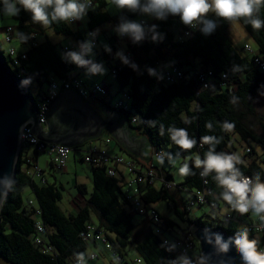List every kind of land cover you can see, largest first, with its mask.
I'll use <instances>...</instances> for the list:
<instances>
[{"label": "trees", "instance_id": "1", "mask_svg": "<svg viewBox=\"0 0 264 264\" xmlns=\"http://www.w3.org/2000/svg\"><path fill=\"white\" fill-rule=\"evenodd\" d=\"M96 1L94 8H83L79 12L87 14L89 30L107 23L119 25L122 22L137 20L146 14L150 5V0H141L118 16L108 10L110 3L116 0ZM10 2L17 3V12L13 14V18L17 22L15 27L19 41L29 45L33 33L44 37L37 46L29 45L27 60L12 69L14 73L30 90L31 84L39 88L45 87L50 83L52 76L65 78L75 67L67 55L68 51L63 49L62 44L53 42L47 36L45 22L33 20L30 9H26L17 1L9 0ZM79 5H82L80 0ZM54 7L53 4L43 8L49 26L58 34L72 35L83 41L80 34L71 27L69 18L53 17ZM6 10L4 0H0V18H3ZM194 20L197 22V29L194 36L186 42H181L178 38L187 24L183 19L154 22L133 49L132 61L120 62L113 67L119 68L115 76L120 87H127L131 92V109H134L143 121L148 120L147 124L135 127L143 131L154 147H168V161L189 157L199 150L202 161L206 160L210 152L229 155L233 157L234 168L240 176L249 174L258 183H263L264 167L259 161L262 157L257 155L256 146L264 149V135L259 136L249 128L244 121L246 112L239 110L237 105L241 104L253 111L251 95L264 87V71L253 65L248 54L244 55L238 51L232 38L231 24L232 21L240 22L256 41L259 54L264 57V0L258 7H254L248 17L227 18L208 11ZM253 20L261 22L259 28L253 27ZM208 24L212 25L211 28H208ZM139 52H143L146 58L142 59ZM194 58L199 61L202 70H213L217 78H220L221 73H226L228 86L200 89L198 97L193 99ZM168 59L173 61L171 64L178 63L185 68L184 79L178 84L169 85L164 80L163 70L170 65L166 63ZM123 113L131 123V112ZM178 131H183L187 138L193 141L191 148H184L176 142L174 136ZM231 132L239 134L241 139L252 147V152L245 151L242 157L235 159L231 148ZM200 144L202 147L199 149ZM23 163L21 150L14 181L0 212V256L7 264L77 263L89 249L80 234L94 222L93 209L100 214L98 224L104 228L116 254L126 258L130 252H134L144 260V264H161L162 259L171 253V246L164 243L146 220L136 223L128 216L125 208L130 204L121 189L120 178L110 176L106 167L92 165L93 192L86 198V186L79 185L85 199L78 197L72 201L78 210L67 212L60 206L62 189L56 183L50 182L44 187H33L30 177L22 170ZM203 165L206 167L204 163ZM216 176V171L211 170L209 186L216 194L217 204L234 207L233 200L229 202L224 199L223 193L226 189L219 184ZM168 177L173 180L171 174ZM180 185L189 189L202 188L201 169L196 163H189L188 174ZM27 186L36 195L43 209V219L48 225L49 239L57 250V256L43 252L33 241L34 210L24 199ZM145 199L153 203L165 200L186 224L191 222L189 212L181 210L171 190L163 187L150 188L145 194ZM84 201L86 204L82 205ZM251 210L242 216L241 220L251 221ZM164 217L170 226L183 228L176 221ZM197 225L218 227L230 234L240 235L246 232L239 230L235 223L226 227L215 226L201 217L197 219ZM260 248L264 251V234ZM200 261L201 255L191 256L188 263L199 264Z\"/></svg>", "mask_w": 264, "mask_h": 264}, {"label": "built area", "instance_id": "2", "mask_svg": "<svg viewBox=\"0 0 264 264\" xmlns=\"http://www.w3.org/2000/svg\"><path fill=\"white\" fill-rule=\"evenodd\" d=\"M14 1L18 2V0ZM80 3L85 10H89L96 6L97 1L80 0ZM209 12L214 11L209 10ZM176 18L182 19V13L173 12L170 9L159 11L158 9L151 8L149 5L146 14L138 18L135 22H122L116 29L114 37L115 41L120 42L121 40H126L132 43L133 47L124 52L121 57V62L130 63L132 61L133 49L136 48V45L141 40L142 35L152 27L154 22L162 20L168 21ZM76 19V16H72L69 18V21L70 23H73ZM128 25H136L138 30L126 28ZM196 29L197 22L195 20L187 22L186 27L182 30L178 37L179 40L181 42H186L194 36ZM0 34L3 35L5 42L12 44L17 36V29L12 25L0 26ZM88 36L91 39L93 46L99 45V40L94 29L88 30ZM43 39V36L33 33L30 37L29 45L37 46L43 41ZM243 48L251 57L253 65L264 71V57L255 52L249 43H246ZM63 49L68 51L69 47L63 46ZM27 50L19 51L16 47L11 45L9 47V55H6L3 51L12 69L20 66L23 60H27ZM82 60L85 63L81 64L77 62L75 67L66 74L65 78L59 79L52 76L50 83L38 90V93L35 94L39 107V124L44 133H48L50 131L49 124L46 119V115L50 110V105L58 98L61 91L70 88V85L74 91L84 98L94 99L108 96L109 90L103 83L96 82L91 88H89L85 85V81L82 77L84 73H97L100 71L103 59ZM193 60L195 61V65L193 67L194 72L192 74V81L195 83L192 87L193 99L198 97L200 89L225 88L228 86V75L226 73H221L220 78H217L213 70L204 71L202 70L199 61L195 58ZM112 70L115 73L119 71V68H112ZM184 76L185 68L178 63L170 64L163 70L164 80L169 85L180 83L184 79ZM125 100H127V102ZM115 106L118 109L131 112V123L134 126L147 124V119L143 121L136 111L131 109V92L129 88H124L122 99L119 100ZM32 128L33 122L24 126L21 135V150L24 151L26 148L33 146L38 153H45L49 155L55 171H65L70 164V157L72 152L75 150V147L47 143L34 136ZM112 142V138L110 137H97L95 139H90L87 142L86 149L82 151L83 159L91 165L106 167L107 173L110 176H118L119 169L122 168V178L120 179V183L127 202L130 204L135 213L143 215L150 222L154 232L163 239L164 243L171 246V253L162 259L161 264H189L188 260L191 256L199 257L201 255L199 251V241L191 231V228L198 226L197 219L200 218L193 212L194 207L197 206L208 207L209 211L206 214L213 219L215 226L226 227L229 224L235 223L237 224L239 230L246 231L250 234H259L262 232L264 234V211L257 213L255 208L249 205L248 210L241 213L236 206L235 194H232L230 190L229 194L233 195L235 206L231 207L225 204L220 206L217 204L215 200L216 194L209 186V175L211 170H206V167H204L200 150L198 151V155L202 163L198 167L201 169L203 186L200 189H189L181 185H175L174 180H171L168 177L165 170L156 165V161H167L168 159V153L164 148L155 147L150 159V168H148L147 165V168L143 169L129 154L114 153L111 148ZM201 147L202 144L199 145V149ZM245 151L247 153H251L252 147L247 145ZM23 158L24 164L27 166L25 172L30 177L33 187H44L48 185L49 179L46 171L41 167L39 161L31 158L30 156ZM243 178H247L250 181L249 189L253 188L255 184L258 183L249 174H244L238 177V179ZM159 185L169 190L177 186L179 190L188 194L187 200H185L184 208L189 212L191 222L187 223L185 227L179 229L178 227L170 226L164 215L155 206V203L145 199L146 192L150 188ZM251 196L252 193L249 191L247 193V198L250 200ZM28 204L34 210V243L39 246L43 252L57 256V250L49 239L48 225L43 219V209L38 203L35 194H33V197L28 200ZM222 207L225 208V210H223ZM250 210V217L252 220H241V217L246 215V213ZM80 236L83 241L88 244L89 249L86 255L78 259L77 264H90L95 260H103V264H144V260L141 257L134 260H127L121 255L116 254L113 250V245L106 236L104 228L96 222L90 223L87 229L84 230ZM98 245H102L109 251L113 252L114 258H105V256L94 249ZM260 247L258 250L263 251Z\"/></svg>", "mask_w": 264, "mask_h": 264}, {"label": "water", "instance_id": "3", "mask_svg": "<svg viewBox=\"0 0 264 264\" xmlns=\"http://www.w3.org/2000/svg\"><path fill=\"white\" fill-rule=\"evenodd\" d=\"M46 119L50 128L48 133L40 127L39 107L33 92L14 73L0 45V212L16 175L22 131L30 122H33L32 132L37 138L67 146L95 139L107 129L123 147L150 168L152 150L146 135L131 129L121 113L109 110L96 99L83 100L71 85L62 90L50 105ZM191 231L199 241V264L246 262L235 244L239 235L202 225L191 228ZM262 234L247 235L249 240L256 242L257 249L262 243ZM225 243L228 245L226 250L221 247Z\"/></svg>", "mask_w": 264, "mask_h": 264}, {"label": "rangeland", "instance_id": "4", "mask_svg": "<svg viewBox=\"0 0 264 264\" xmlns=\"http://www.w3.org/2000/svg\"><path fill=\"white\" fill-rule=\"evenodd\" d=\"M67 1V0H66ZM10 3H14L15 8H16V2H10ZM76 3L78 5V0H76ZM22 5V4H21ZM24 6V5H22ZM168 9V8H167ZM167 9H163V10H167ZM69 18V17H68ZM76 21L71 24V27L74 30H79L81 31L84 40L80 41L78 40L75 36H66L63 34H58L56 33L50 26L48 23H45V29H46V34L47 36L56 43H60V44H67V46H69V48L71 49L70 54L74 53V51L79 50V49H87L89 52H93L96 50V48H98L100 46V42L103 43L105 45L104 39L103 37L100 38V42L98 46H93L92 45V41L88 36V29L86 27V21L88 20V16L87 14H78L76 15ZM133 22V21H131ZM130 22V23H131ZM16 20L13 18V14H9L8 10L4 11L3 13V18H0V26H5V25H12L15 26L16 25ZM120 25V24H119ZM119 25L115 24V23H111V24H106V29L109 27H118ZM82 27V28H81ZM103 25L99 26L96 28L97 32H100L103 29ZM231 31H232V38L236 44V47L238 49V51L242 54H247V52L244 50V45L246 43H249L252 48L254 50H258L259 51V47L258 44L256 43V41L252 38V36L247 32V30L242 26V24L238 21H232L231 24ZM0 40H1V45H2V49L3 51L6 53V55H9V47L11 45H13L14 47H16L19 51H24L27 50L29 48L28 44H23L19 41L18 37L16 36L13 43L9 44L7 42L4 41L3 35L0 34ZM123 41L122 43H119L118 48L121 50H123L126 46V40H121ZM139 55L142 57V59H145L146 56L145 54L142 52H139ZM168 56V53H167ZM106 60H104L103 62V66L101 67L100 71H98L97 73H95L94 76L97 77H103L104 74H107L109 76V80L108 82L106 80H104L106 82L107 85H109V88H117L118 90L121 88L120 84L115 76V73L112 70V67L110 66V64L108 62H105ZM114 61V60H112ZM173 61L168 59L167 60V64H171ZM88 74H85V76ZM106 85V86H107ZM41 88L37 87L35 84H31V90L34 94L38 93V90H40ZM115 92V91H114ZM251 99H252V107H253V111H250L248 108H245L244 106H242L241 104L237 105V108L241 111H245L246 112V118H245V123L249 126V128L255 132L257 135L259 136H263L264 135V87H262L257 93L252 94L251 95ZM248 144L246 142L243 141V139H241L240 135L235 133V132H231V148L234 152V158H240L245 154V148ZM257 149V155H260L262 158L259 159V161L261 162L262 166L264 167V149H262L259 146H256ZM41 154H45V153H41ZM46 155V154H45ZM47 156L49 157V155L47 154ZM248 158V156H247ZM199 159V156L197 154H193L189 157L186 158H174L172 159L170 162H166V161H156L159 162L160 165L165 164L168 168V170H171L174 173V184L175 185H180L185 177L188 174L189 171V163H196V160ZM87 168H89L88 164H85ZM187 168V171L184 172L182 171V169ZM84 173V180L85 183H87L89 185V191H92L94 188V182L91 178H87L85 172ZM55 176L58 178H62L64 177L63 172H57L54 175H50L49 178H51V181H55ZM65 184V189L62 190V194H63V198L60 201V206L66 211L68 204L73 205V203H70V201H75L76 199H78V197L80 199H85V196H89L88 192L87 194H85V196H83L81 194V192L78 191V187L75 186L76 181H64L63 182ZM60 185V184H59ZM31 188L29 186H27L24 190V199L27 200L29 198L33 197V193L30 192ZM172 192H178L179 189L178 187H174L171 189ZM184 199L187 200L188 194L187 193H183ZM28 201V200H27ZM155 206L157 207V209H159L161 211V213H163L164 215L170 217L171 219H174L177 224L180 227H185L186 226V222H184L180 216L177 215V213L175 212V210L171 207H169L168 202L165 200H161L157 203H155ZM69 207V206H68ZM130 207V206H128ZM223 210H225V208L222 207ZM130 210V209H129ZM209 209L208 207H194L193 212L198 216L203 218L205 221H210L212 223H215L213 221V219L208 216L206 213H208ZM93 220L96 223H100V214L99 213H95L93 212L92 214ZM144 219L143 215H140L138 213L134 214V220L135 222H141ZM98 250V249H97ZM199 251L201 253L200 250V246H199ZM196 255V254H194ZM197 256V255H196ZM113 255L111 253H109L107 255V259H112ZM127 260H132V259H128V256L126 257ZM0 261H3V258L0 256ZM5 262V261H4ZM73 264H77V263H73Z\"/></svg>", "mask_w": 264, "mask_h": 264}, {"label": "clouds", "instance_id": "5", "mask_svg": "<svg viewBox=\"0 0 264 264\" xmlns=\"http://www.w3.org/2000/svg\"><path fill=\"white\" fill-rule=\"evenodd\" d=\"M18 2L26 9H30L33 13V20L44 21L47 23L46 15L43 10L44 6L54 4L53 17L68 18L76 16L82 11L83 6L77 5L76 0H18ZM120 5L135 6L138 0H116ZM262 0H150V7L153 9L168 8L173 12H181L182 19L185 22H190L202 14L207 13L209 10L216 12L217 15L235 18V17H248L251 16L254 7H258ZM9 14H15L17 9L14 3H9V0H4ZM259 20H253L254 28L260 27ZM208 24V28H211ZM126 28L138 30L136 25H128ZM73 59L78 63H85L81 60L80 56L73 54ZM174 139L184 148H191L193 141L189 140L183 131L176 132ZM202 162L197 159L196 164L199 166ZM203 163L206 170H215L217 173L216 179L219 184L224 186L226 191L223 193L224 199L232 202L233 195L229 194V190L236 197V206L241 213L248 210L251 205L258 213L264 211V183H256L255 186L249 189L250 181L247 178L238 179L240 173L235 170L233 157L223 154L207 155ZM186 172L187 168L182 169ZM251 191L252 196L249 200L247 193ZM217 243H220L219 237ZM239 252L242 254L246 264H264V251L257 249L256 242L249 240L247 233H241L235 240ZM227 244H221L223 249H227Z\"/></svg>", "mask_w": 264, "mask_h": 264}, {"label": "crops", "instance_id": "6", "mask_svg": "<svg viewBox=\"0 0 264 264\" xmlns=\"http://www.w3.org/2000/svg\"><path fill=\"white\" fill-rule=\"evenodd\" d=\"M139 1H141V0H138V2ZM128 7H130V6L129 5H120V4H118L115 1V2H111L110 3L108 10L113 15L121 16L122 12L124 10H126ZM163 9H167V8H163ZM163 9H158V10L160 11V10H163ZM135 21L136 20H134L133 22H135ZM87 23H88V20L86 21V27H87ZM105 25L106 24H103V27L104 28L100 32H97L96 31V28L94 29L95 32H96V34H97V37H98L99 42H100V38L101 37H103L104 42H105V45L100 42V46L98 48H96V50L94 51V53L93 52H89L87 49H83V50L82 49H79V50L74 51V53L70 54L71 49L69 48L67 55H68L69 59L74 64H76L77 61L73 59V54L80 56L81 60L82 59H90V60L100 59L101 60V59L107 58L105 62H108L112 68L115 67V66H117V65H119V63L121 62L122 55L128 49H130L131 47H133V44L127 41L126 42V45H125L126 47L123 50H121V52H120V49L118 48V45H119V43H122L123 41H120V42L115 41V38L114 37H115V33H116L117 27L115 28V27L112 26V27H109V28L106 29V26ZM87 29H88V27H87ZM74 31L75 32H78L80 34V36H81L80 38H82L84 40V37H83L80 29L79 30H74ZM58 44H60V43H58ZM62 46H67V44H64L63 43ZM254 51L257 52V53H259L258 50H254ZM112 60H114V61H112ZM102 66H103V62H102ZM85 74H88V75L85 76ZM94 75H95V73H84L82 75V77H83V79L85 81V85L87 87L91 88L92 85L94 83H96V82H101L105 86L107 85L106 82L104 81V80H106L108 82V80H109V76L107 74H104L103 77H97V76H94ZM108 86L109 85L106 86L108 88V90H109L108 96L103 97V98H94V99H96L98 102H100L101 104H103L109 110L121 113L125 117L126 122H127L128 126L131 129H136L140 134L145 135L142 130L136 128L132 123H130V121L128 120L126 114L123 113L124 110L118 109L115 106L116 103L119 100L122 99V93H123L124 88H120L118 90L117 88L116 89L113 88V86H112V88H109ZM75 93H77V92L75 91ZM79 96L83 100H85V101H89V100L92 99V98H84L81 95H79ZM125 101L127 102V100H125ZM99 137H110V138H112V141L113 142L111 144V148H112V151L114 153H127L132 158H134L136 160L137 164L141 168H143V169H146L147 168V164H145L144 162H142L137 156L131 154L125 147H123L114 138V136H112L110 134V132L107 129L103 130L102 134ZM148 140H149V138H148ZM88 141L84 142L83 144L74 146L75 147V150L71 154L70 164L68 165V167L66 168L65 171H62L63 174H64V177L58 178V177L55 176V181L54 182L51 181V178H49V177H50V175H54L56 173V171L54 170V167H53L51 158L48 157L47 154L46 155L45 154L43 155L41 153H38L37 150L33 146H31L29 148H26L23 151V157L30 156L31 158L37 159L39 161L41 167L46 171V174H47V177L49 179V182L50 183H56V185L58 187H60L62 190L65 189V184L63 183L64 181H73V180H75L76 181V184H77L75 186L78 187L79 185H85L87 192H91L92 193L93 190H94V188H93L92 191H89L90 190L89 189V185L87 183H85V181H83L84 180V177H83L84 176V173L83 172H85L86 177L87 178H91L93 180V182H94V178H93V166L91 164H89V163H87V162L84 161L83 154H82V151L85 150L86 147H87V142ZM149 142L151 144V150H152L151 155H150V159H151V156H152V153H153L155 147L151 143L150 140H149ZM163 148L166 151L168 149L167 146H165ZM196 154L198 155V153H196ZM199 160H200V157H199ZM166 162H170V161L167 160ZM155 163H156V165H158L161 168H163L165 170L166 174H168V175L171 174L173 176V180H174V173L171 170H168V168H167V166L165 164L160 165L159 162H155ZM85 164H88L89 168H87ZM21 167H22V170L23 171H26L27 166L24 163L22 164ZM121 170H122V168L119 169L118 176H117L120 179L122 178V171ZM120 185H121V183H120ZM156 188L159 189V188H161V186L160 185L159 186H156ZM78 191L80 192L79 187H78ZM30 192H32V191H30ZM91 193H89V196H90ZM183 193L184 192L181 191V190H179L178 192H172V194L176 197V199H177V201H178V203L180 205L181 210H184L185 209L184 208L185 199H184ZM89 196H87V197H89ZM29 199H27V200H29ZM27 200H25L26 203L28 202ZM70 203H73V205L68 204L69 207L67 206L66 211L67 212H76L78 210V207L74 204V202L70 201ZM85 204H86V202L84 201L82 203V205H85ZM128 206H130V205H128ZM128 206H126L125 210L127 211L128 216L135 222V220H134L135 211L131 208V206L130 207H128ZM93 212L96 213V211L94 209L92 210V214H93ZM164 216H166V215H164ZM166 217H168V216H166ZM168 218H170V217H168ZM143 220H146L148 222V224H150V222L145 217H144ZM172 220H174V219H172ZM151 226L152 225L150 224V227ZM94 249H96V250L98 249L97 251L99 253H101L103 256H105V258H107V255L109 253H111L113 255V258H114V253L111 252V251H109L108 249H106L102 245H98ZM139 257L140 256L137 255L136 253L130 252L128 259L134 260V259L139 258ZM4 261H5L4 259H3V261H0V264H7ZM90 264H103V260H95V261H92Z\"/></svg>", "mask_w": 264, "mask_h": 264}]
</instances>
